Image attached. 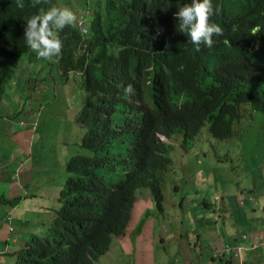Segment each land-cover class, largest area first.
I'll return each mask as SVG.
<instances>
[{
    "label": "clouds",
    "instance_id": "obj_1",
    "mask_svg": "<svg viewBox=\"0 0 264 264\" xmlns=\"http://www.w3.org/2000/svg\"><path fill=\"white\" fill-rule=\"evenodd\" d=\"M124 1L0 0V78L4 79L0 101L3 86L12 76L23 53L35 59L37 63L32 64L33 67L38 64L45 68L56 66L66 82L69 75L79 77L84 90L75 115V122L82 133L74 144L77 148H91V155L77 150L66 153L65 170L67 178L72 180L47 190L54 204L44 212L47 219L45 230L37 234L44 236L51 251L52 264H80L85 256L77 243L57 235L58 231L70 226V220L77 224L85 220V210L78 207L73 198L79 195L98 199L120 197L129 185H133V205L144 189L152 196L145 183V167L152 164L153 135L165 147L162 154L172 162L168 142L175 133L182 135L181 149L186 152L189 150L187 142H191L206 123L209 133L216 139H228L235 135V123L241 118L242 104L248 103L252 110L264 115V84L259 82L255 59L258 41L245 29L246 54L243 59L236 55L234 46L223 47L226 27H239L229 23L226 12L221 8L227 0H146L148 14L134 34L135 43L145 49L174 50L187 56L202 77L203 99L199 98L193 78L195 96L175 86L172 76L165 69L124 64L114 57L93 61V45L103 36L100 29L90 25L91 8L98 4L103 13H109ZM158 82L170 83V97L156 108L153 98ZM19 125L25 128L22 133L25 141L23 145L16 144V147L26 153L38 122L36 119L29 123L21 120ZM226 132L229 135L223 137ZM17 134L20 133L16 131L11 137ZM83 163H88L85 169L81 167ZM3 168L0 160V174ZM17 171L19 174L21 170L18 168ZM8 180L7 189L12 186V176ZM160 184L163 195L165 183ZM254 197L252 193L245 199L227 195L226 204H222L224 214L211 212V204L203 198L206 209L200 213V218L210 219L212 216L214 221L223 218L224 227L228 225L227 221L236 224L240 221L237 215H245L240 206ZM12 198L14 201L18 198L17 202L21 204L27 201V194L22 197L12 195ZM18 203L10 206L9 200L3 202L6 218L13 217V209ZM235 205L239 206L237 211ZM262 206V212L252 208L246 214L252 220L248 230L240 236L234 235L241 241L249 236L255 237V248L264 242V204ZM26 221L30 226L35 224V219ZM8 225L13 231L12 223L8 222ZM216 227L213 226V229ZM23 239L24 236L15 247L5 245L2 252L6 264H14V252L19 250ZM9 245L13 248L8 249ZM109 249L96 259L87 258L92 264H101ZM223 251L230 252V264H244L241 247L229 242L221 243L214 249L209 254V262L204 264H211L210 257L214 258L217 252L221 255Z\"/></svg>",
    "mask_w": 264,
    "mask_h": 264
},
{
    "label": "rangeland",
    "instance_id": "obj_2",
    "mask_svg": "<svg viewBox=\"0 0 264 264\" xmlns=\"http://www.w3.org/2000/svg\"><path fill=\"white\" fill-rule=\"evenodd\" d=\"M36 63L30 54L20 56L12 76L3 86L0 101V160L4 167L0 174V210L5 209L3 202L14 201L12 195L27 194V201L19 209L22 219L17 233L24 236L19 249L32 234H42L45 230L44 212L54 204L47 190L63 183L68 175L67 155L55 156L51 153L53 149L60 143L63 146L70 142L71 151L91 155L89 150L74 144L82 133L75 122L77 108L84 97L81 79L69 75L66 82L56 66L33 67ZM240 111L235 135L228 139L214 138L206 123L187 142L189 150L183 152L182 135H173L168 142L172 162L164 176L163 212L158 211L149 192L142 190L131 210L125 233L112 236L110 249L101 264H185V260L190 264H204L208 248L204 252L201 248L193 250L199 243L197 233L203 237L207 234L208 243L217 244L218 236L225 231L240 236L248 230L252 220L246 214L252 208L262 212L264 204V115L252 110L248 103L242 104ZM34 119L38 122L31 139L34 145L31 147L30 143L25 153L16 147L25 141L22 134L25 128L19 122L29 123ZM16 131L20 134L11 137ZM17 167L21 170L19 174ZM10 176L13 182L7 189ZM250 193L255 197L240 206L245 215L236 224L224 227L223 218L214 221L212 216L201 220L200 213L206 209L203 198L211 204V212L224 214L222 204H226L227 195L245 199ZM234 208L237 211L239 206ZM28 219H35V224L24 228ZM9 231L7 224L6 234ZM257 251L264 256V242L254 248V253ZM190 257L194 263L187 260Z\"/></svg>",
    "mask_w": 264,
    "mask_h": 264
},
{
    "label": "trees",
    "instance_id": "obj_3",
    "mask_svg": "<svg viewBox=\"0 0 264 264\" xmlns=\"http://www.w3.org/2000/svg\"><path fill=\"white\" fill-rule=\"evenodd\" d=\"M221 8L226 12L229 23L239 26L237 28L226 27V39L223 47L234 46L236 55L243 59L246 54L244 32L245 29L249 30L259 43L255 59L259 82L264 84V0H227L225 4H221ZM148 11L149 5L146 0H125L119 7L109 13H103L98 4L91 8L90 25L92 28L100 29L103 36L101 41L93 45L92 60L103 61L114 57L124 64L154 66L157 69H165L172 76V82L175 86L185 89L191 92L192 96H195V84L191 80L193 78L197 85L199 98L203 99L205 95L202 77L187 56L174 50H148L135 43L134 34L143 24ZM3 81L4 79L0 78V91ZM169 97L170 83H156L153 98L154 106L156 108L160 107ZM84 107L86 110L87 104ZM37 127L38 125H36L32 137L35 135ZM228 135L229 132H226L223 137ZM37 142H39L38 139ZM33 145L34 141L31 140V147ZM84 146L89 147L87 143H84ZM80 148L92 150L81 146ZM164 150V145L158 142L153 135L151 137L150 155L152 164H147L145 167L147 174L145 183L150 188L159 211L163 210V195L160 183H163V176L169 170L171 162L162 154ZM70 151L68 142L63 146L60 143L51 153L64 158L66 153ZM87 165L88 163H83L81 167L84 168ZM71 180L70 177H66L64 183ZM61 190L60 188L59 191ZM132 201L133 185H129L120 197L98 199V197L88 198L87 195H79L73 198V202L85 210V220L79 224L70 220V226L67 229L58 231L57 235L64 240L79 245L85 255L80 264H92L89 259H96L98 255L106 252L109 249L111 237L122 235L128 227ZM16 202L9 201L10 206H15L18 203ZM8 222L12 223L13 231L6 234ZM227 223L228 225L231 224L229 221ZM20 226L21 224L14 217L6 218L5 211L0 210V264L7 263L2 252L5 245H16L15 239L19 240L23 236L17 233ZM23 227H30L29 222L26 221ZM44 240V236L33 234L31 239L26 241L24 247L14 252L16 256L14 264H52L51 251ZM199 248H201L200 245ZM209 254L211 255V251H209ZM229 254L230 252L226 251H223L221 255L217 252L214 258L210 257V263H213L214 260L215 264H230L228 262Z\"/></svg>",
    "mask_w": 264,
    "mask_h": 264
},
{
    "label": "crops",
    "instance_id": "obj_4",
    "mask_svg": "<svg viewBox=\"0 0 264 264\" xmlns=\"http://www.w3.org/2000/svg\"><path fill=\"white\" fill-rule=\"evenodd\" d=\"M21 208V204H19L15 209H13V217L17 220V222L20 224V221L22 219V216L19 214V209ZM241 214L237 215V219L241 220ZM236 218V216L234 215ZM216 229V228H214ZM196 239L199 243L193 248L194 251H199V245L201 246V251L204 252L208 248V254L206 256L209 257V251H212L220 246V244H228V242L234 246L241 247L242 251V257L244 264H263L264 263V256L261 255L258 251L254 253L255 248V237H250L251 241H249V237L246 239H242V241L235 237L234 235H231L228 231H225V233H221L219 237V242L217 244H209L208 243V235L206 234L205 237H203L202 234L197 233ZM16 242H18V239H15ZM14 247L15 245L12 244ZM190 262H193V258H188ZM209 262V258L206 260L205 263ZM194 263V262H193ZM185 264H190L185 260ZM195 264V263H194Z\"/></svg>",
    "mask_w": 264,
    "mask_h": 264
}]
</instances>
